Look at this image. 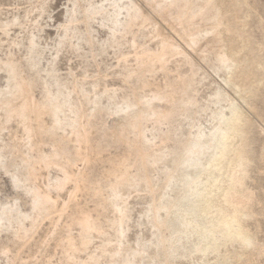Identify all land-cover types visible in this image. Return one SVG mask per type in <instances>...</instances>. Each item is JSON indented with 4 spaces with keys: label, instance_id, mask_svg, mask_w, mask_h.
Returning a JSON list of instances; mask_svg holds the SVG:
<instances>
[{
    "label": "rangeland",
    "instance_id": "1",
    "mask_svg": "<svg viewBox=\"0 0 264 264\" xmlns=\"http://www.w3.org/2000/svg\"><path fill=\"white\" fill-rule=\"evenodd\" d=\"M135 1L140 7L137 20L131 28L125 29V33H120V23L123 24L134 13L129 0H0V60L10 59L17 66L21 78L34 80L30 95L36 101L55 97L63 101L70 95L71 103L82 102L84 95H88L96 102L86 108L89 113L96 110L94 116L81 121L88 122L90 127L92 156L88 180L91 182L102 178L110 160H127V165L132 163L126 147L112 142L120 128L132 119L133 115H129L137 110V107H127V104L140 99L146 102L145 107L151 108L148 110L151 113L156 107L158 111L154 113L175 111L160 125L141 122L148 141L145 146L150 147L152 156L160 161L154 165L130 168L129 174L138 187L124 188L121 198L111 200L120 208L119 211L100 212L97 209L100 199L85 192L77 193L71 202L72 185L61 191L53 187L61 179V172L55 168L39 169V176L33 183L41 189V196L47 197L43 195L46 192L50 194V206L40 210L37 221L30 219L24 223H21V215L33 212V200L28 194V186L32 182L23 181L20 159V154L27 153L26 137L18 119L8 124V130L0 129V208L12 206L14 211L0 222V264H7L9 257L16 258L14 264H74L63 261L62 244L69 236L65 231L69 216L80 209L89 211L93 220L106 231V235L99 237L93 234L87 250L80 247V264H124L125 261L129 264L130 261L131 264H264V0H243L251 9L245 21L246 29L243 26L250 41V79L246 85L250 94L244 99L227 83L230 62L220 61L217 57L222 45L216 40L219 14L216 5L211 7L207 18L201 20V12L210 0H186V17L192 22L191 34L197 41L195 48L189 49L177 36L176 30L156 16L152 7L142 0ZM154 1L156 5L169 3L166 0ZM93 11L99 13L91 15ZM244 15L245 10L241 12V18ZM69 21L74 22L65 33V27L61 26ZM158 28L175 42L176 50L168 51L163 64L144 58L151 66L144 72L136 60L142 53L147 57L160 50ZM31 41L36 44L32 48L28 44ZM60 41L64 44L59 45ZM161 66L165 67L162 71ZM7 80V74L0 71L1 92L7 91ZM183 84H187L189 93L186 94V90L176 93L174 101L164 103L162 98L169 93L170 86L183 89ZM154 95L160 99H153ZM4 98L0 95V99ZM189 100L192 102L187 103ZM232 105L243 110L249 120L244 130L251 164L241 199L252 196V200H248L251 202L254 198L256 201L252 210L244 214L245 227L254 235L252 241H255L251 242L254 248L245 251L244 259H236L240 257L243 246L234 239L219 247L217 245L218 249L213 251H197L208 243L203 241L208 221L199 215L201 198L196 194L204 190V185H211L214 177H218L219 183L212 185L221 186V182L229 181L231 173L226 158L219 161L217 171L210 172L207 166L212 157L216 158L221 152L223 136L220 135L236 124L237 115L232 117L230 112ZM73 117L65 107L64 122ZM4 120L5 112L0 111V124H4ZM44 120L50 126L54 117L45 115ZM68 130L70 128L65 127V135ZM201 133L204 136L197 142L196 137ZM62 134L58 131L56 138ZM227 137L225 142L229 145V135ZM41 138L45 142L44 151L51 153L53 150L48 144L52 143V138L43 136L38 140ZM129 139L132 146L133 132ZM236 141L231 139L232 144ZM66 149L72 152L73 143H69ZM179 154L185 159L178 158ZM76 167L80 169L81 164ZM76 167L71 169L72 173ZM238 170L239 167L232 173V179ZM12 175L19 179L16 184ZM169 175L173 177L170 181ZM143 178L148 179L147 188L139 182ZM167 183H170V188L166 190ZM107 193H103V198H107ZM212 198L219 201V192L213 193ZM172 203L177 204L176 214L172 212L167 216L160 211L156 216L151 211V205ZM62 205L68 207L62 216L43 218L49 207L51 211L53 207ZM214 210L215 206H212L210 212ZM122 214L125 218L121 225L116 223L110 227L108 221L119 219ZM155 218L164 219L167 224L155 226ZM39 219L44 220L38 226ZM23 225L28 230L33 228L37 231L30 244L20 248L19 236L24 234ZM16 231L19 233L14 234ZM78 233L79 228L74 227L72 236L76 237ZM116 235L119 236V246L126 250L112 260L110 253L117 244L113 241ZM106 237L113 239L107 247L109 252L91 263V258L99 255ZM165 237L164 242L162 238ZM215 238L221 241L223 236L218 233ZM4 249L9 250L8 258L1 253ZM227 257L232 260L225 261Z\"/></svg>",
    "mask_w": 264,
    "mask_h": 264
},
{
    "label": "bare ground",
    "instance_id": "2",
    "mask_svg": "<svg viewBox=\"0 0 264 264\" xmlns=\"http://www.w3.org/2000/svg\"><path fill=\"white\" fill-rule=\"evenodd\" d=\"M129 1L132 3L131 9L134 13L130 15L123 24L120 23V26L122 27L120 33H125L126 28H131L133 26L134 22L137 20L136 15L140 11V7L135 0ZM142 1L147 6L152 7L156 16L164 24L171 27L172 30H176L177 36L184 41L187 48H195L197 41L191 34L190 28L192 27V22L186 17V0H166L169 2L167 5H165V3L156 5L154 0ZM213 5H216L219 8V14L216 24L218 30L216 40L222 45L217 53V57L220 61L230 62L227 83L240 98H247L250 94L247 92L248 90H246V85L250 79V41L247 37L246 31L243 30V26L245 27V21L247 20V18H249L251 9L249 5L243 0H210V2H207L205 4L204 10L201 12V20H205L207 18L208 13ZM243 10H245V15L244 18H241L240 15ZM97 13L99 12L93 11L91 15H96ZM73 22L74 21H69L68 23L66 22L67 24L65 23V25L61 26V28L65 27V33L68 32L69 26L72 25ZM157 37L159 38L158 45L160 46V50L148 54L147 57H144L142 53V55L136 60L137 66L144 72L149 71L151 67L150 62H146L144 58H149V60H155L163 64V58L167 55L168 51L176 50L175 42L166 37L159 28L157 30ZM28 44L31 48L36 45L32 41ZM58 44L63 45L64 42L60 41ZM164 68V66H161V71L164 70ZM0 71H4L8 77L7 91H0V95H3L5 97L4 99H0V111L5 112L4 124H0V129L8 130V124L12 120L18 119L20 121L21 130L26 137V145L28 146L26 155L20 154V159L23 164L22 169L24 171L22 174L23 181H25V183L32 182L29 183L28 194H30V197L33 200V212L29 215H21L23 219L21 223H24L25 221H28L30 219L32 221H37L38 219L36 217L39 215L40 210L46 209L45 206H50V194L46 192L43 193V195H46L47 197L41 196V189L39 188V186L37 187L36 185H34L35 183H33L36 176H39L37 175L39 169L48 170L50 168H55L61 172V179L57 181L56 184L53 185V187L56 190L61 191L67 185H72L73 190L71 191L70 195L71 202L73 201L74 197H76L75 195L77 193L85 192L93 198L100 199V202L97 205V209L100 212L112 213L119 211L120 208L116 204L114 205V201L111 200H117L118 198H121L120 194L122 192V189L124 190V188L138 187V185L134 182V177L130 176L129 174L130 168L135 165L141 167H144L146 164L154 165L160 161L159 158L156 159L152 156L151 148L145 146V143L148 141L145 139L141 122L145 121L160 125L161 123L167 121L175 111L167 110L168 112H164L165 114L154 113L155 110L158 111L156 107L154 108L153 113H151L152 111H148L151 108L148 109V106L145 107L146 102L143 103L140 99L127 104V107L135 106L137 107V110L129 115V117L133 115L132 119L130 121L128 120L129 122H127V124L124 125L123 128H120V130L118 129L119 132L117 133V136L114 139L112 137L111 138L113 139V143L121 144L126 147L129 153L128 157L130 159L132 158V163L127 165V160H110L108 168L102 174V178L98 179L97 181L91 182L90 180H88V171H90L88 166L91 162L92 156L90 127L88 122L81 121L82 119H86V121H88L90 117L94 116L96 110L93 113H89L87 112L86 108L88 106L95 105L96 102L91 100L88 95H84V100L78 103H71L69 100L70 95H68L63 101H58L57 97L53 99H47L45 101H36L30 95L32 87L34 85V80L28 79L26 81V79L21 78L18 74L17 66L10 59H7L6 61L0 60ZM184 90L187 91L186 94L189 93L187 84H183V89L170 86L169 93L164 95V97L162 98L164 100V103H171L170 101H174V95L176 93H181ZM154 98L157 100L160 99L158 95H154L153 99ZM160 101L157 102L160 103ZM191 102L192 101L189 100L187 103ZM150 106L153 105L150 104ZM180 106L181 105L179 103V107ZM65 107H67L74 115L73 119L69 122H64V120L62 119ZM230 112L232 117L234 115H237L236 124L230 131L224 130L222 134V131L220 132V136H223L221 139V152L220 154H217L216 158L212 157V160L209 161L207 167L210 172L214 169L215 171H217L218 166L220 165L219 161L222 158H226L231 173L229 181L221 182V186L212 185L213 183H219L218 177H214L212 179L211 185H204V190L200 191V193L196 192V197L199 199L201 198V203L198 206L199 215L206 218L208 221L207 225L204 227L205 236L203 238L204 243L205 241H208V243H206V245L204 244L203 248L197 249V251H213L217 248V245L219 247V245H221L222 243L228 241L230 242L234 239V241H239V243L243 246V251L241 252L240 257L236 258L241 259L246 256L245 251H247L249 248H254V246L251 245V242H255L252 241L254 235L245 227L246 219L244 214L248 210H252V207L254 206L256 201L254 198L251 202L248 200L249 198L252 200V196L249 197L248 195L250 194L249 192H247L249 198H245V200H247L246 202H244V198L241 199V193L245 192L244 183L248 177V168L251 164L246 147L247 133L244 130V126L249 120L245 112L238 108L236 105L231 106ZM45 115L54 117L53 124H51L50 126L47 125L44 120ZM222 118L226 119V117L224 116H222ZM65 127L70 128L67 135L64 134ZM219 130L220 128L217 129V132ZM58 131L63 132L59 139L56 138L58 136ZM131 132L134 133V143H132V146L129 142V134ZM227 135H229V145L225 142V140L228 139ZM43 136L52 138V143L48 144L53 150L51 151V153H47L44 151L45 142L43 141V139L41 138V140H38L39 137ZM106 136H108V133L106 134ZM203 136L204 135L201 133L200 137H196L197 142H199V140H201V137ZM232 138L234 140H237L235 144L231 143ZM69 143H73L74 149L72 152L66 149V146H68ZM33 153L35 154L33 155ZM177 157L180 159H185L180 154L177 155ZM78 163L81 164L80 169H77L78 167H76ZM73 167H76L77 169L75 173L71 172V169ZM238 167L239 170L235 172V178L232 179V173ZM4 168L7 169V167ZM12 177H15L16 184L19 179L15 175H12ZM172 178L173 177L169 175V181ZM139 182H141V184H143L144 187L147 188V178H143ZM103 183H106V185H103ZM165 188L166 190L170 188V183H167ZM105 191L109 192V194L107 193V198H103V193ZM216 191L219 192V201L212 198L213 193H215ZM107 200L109 201V204ZM53 201L56 204V201L54 199ZM199 202L200 201H198L197 203ZM212 206H215V210L211 213L210 208ZM50 208L51 207L46 210V214L43 217L44 219L50 218L54 215H58L60 217L65 213L68 207L67 205H62L60 208H57L56 206V208L53 207L51 211ZM176 208V203H172L169 205H151V211L156 213V216L160 211H164V213L168 216L172 212L175 213L174 210H176ZM13 212L14 211L12 206L0 208V222L3 217H10ZM248 213L250 214V212ZM124 218L125 215L122 214L121 218H113L112 220L110 219L108 223L110 224V227H114V224L116 223L121 225ZM44 219H39V221L37 222L38 226ZM154 221L156 224L155 226H164V224H167L164 219H156ZM0 227L2 226L0 225ZM74 227L79 228V233L76 237L72 236V230ZM23 229L24 234L19 236V239L21 241L20 248H24L25 246H27L37 231V229L34 230L33 228L28 230L24 227V225ZM65 231L69 236L62 244V249L64 252L63 261H71L74 262V264H80V262L78 261V254L82 249H88L89 245L92 242L93 234L97 237L106 235V231L103 229V226L97 221L93 220L89 211L84 209H80L77 213H72L69 216V223L65 227ZM18 233L19 231L14 232V234ZM218 233L223 236V238H221V241H218L215 238V235H217ZM111 239L112 238L106 237L104 245L101 246V251H99V255L92 257L91 263L96 262L99 257L102 256V254L109 252V249L107 247L111 245L113 240ZM162 240H164L165 242L166 237L162 238ZM113 241L117 244L113 248L114 251L110 253V259L112 260L115 256L120 255L126 250L125 249L123 251V249H121V247L119 246L120 240L118 235L115 236V240ZM256 243L258 245V242ZM80 247L82 249H80ZM1 253L4 255V257L8 258L9 250L4 249L1 251ZM249 254L252 255L251 253ZM131 255L134 256L135 253H131ZM9 258L7 260V264H14L16 258ZM227 260L230 261L232 260V258H225V261ZM124 264H129V261H125Z\"/></svg>",
    "mask_w": 264,
    "mask_h": 264
}]
</instances>
